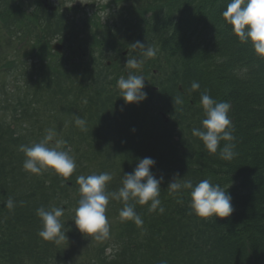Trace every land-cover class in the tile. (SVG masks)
I'll list each match as a JSON object with an SVG mask.
<instances>
[{"label":"trees","instance_id":"obj_1","mask_svg":"<svg viewBox=\"0 0 264 264\" xmlns=\"http://www.w3.org/2000/svg\"><path fill=\"white\" fill-rule=\"evenodd\" d=\"M229 2L109 0L104 5L110 8L103 28L109 24V30L133 34L142 43L158 48L153 67L168 79L159 100L166 99L162 109L169 125L157 116L151 130L134 128L127 135L129 140L124 137L129 145H122L125 151L120 156L127 170L143 155L156 161L153 174L164 177L159 197L164 213H150L147 204L135 205L142 228L131 220H118L115 245L119 249L107 257L103 247L96 248L93 264H264V60L254 54L251 44H242L232 33L222 16ZM38 3L31 0L34 9L28 12L23 0H0L1 26L18 40L16 50L21 49V57L4 64V71L10 68L15 84L22 77L30 79L24 87L31 84L30 96H18L12 104L14 122L47 112L50 106L46 98L51 96L52 100L58 89L63 90L60 94L68 112L86 98L89 105H96V99L87 93L90 84L83 85V75L78 84L74 82L75 75L84 69L73 56L86 48L89 42L84 44L81 34L93 26L96 38L88 35L87 41L94 39L89 47L100 46V17L47 12ZM53 38L64 42L71 55L53 53L49 48ZM26 59L31 62L27 64ZM194 81L200 85L197 90L191 89ZM178 85L182 92H178ZM99 89L94 87L92 92L100 98ZM76 92L73 101L70 97ZM203 92L231 105L228 115L237 153L231 161L219 156L225 141L212 154L192 134L194 128H202L201 121L206 118L200 103ZM177 98L182 102L175 103ZM103 108L104 103L99 110ZM92 119L97 123L102 114L95 113ZM107 136L96 131L101 140ZM121 138L124 142L122 132H116L112 147H120ZM22 144L23 137L0 120V264H67L65 247L74 231L70 217H60L67 238L56 245L38 236L42 222L36 210L41 206L71 210V204H59L69 187L23 172ZM176 174L194 185L209 179L228 188L233 212L224 218L197 217L189 207L188 190L175 197L168 194V183ZM71 179L75 184V177ZM9 197L15 204L12 210L5 206ZM83 254L88 255L85 247Z\"/></svg>","mask_w":264,"mask_h":264},{"label":"clouds","instance_id":"obj_2","mask_svg":"<svg viewBox=\"0 0 264 264\" xmlns=\"http://www.w3.org/2000/svg\"><path fill=\"white\" fill-rule=\"evenodd\" d=\"M225 21L231 26L232 33L242 44H251L254 54L264 60V0H230L222 12ZM134 46L143 49L145 58L156 56L157 49L145 43L137 41ZM129 69H138L141 66L140 58L127 59ZM145 77L129 71L127 78L121 77L117 81L120 97L125 103H140L147 98L143 91ZM200 88L198 82L191 84L192 90ZM178 98L175 103H181ZM200 103L204 110L205 119L201 121L202 128H194L192 134L198 137L205 148L212 154L217 153L221 141H225L220 148L219 156L225 161H231L237 155L234 143L233 126L229 118L230 103L217 101L207 92L201 93ZM75 124L82 130H86V121L77 116ZM56 133L48 129L44 138L32 145H20L19 151L24 153L23 169L35 175H42L45 171L52 170L55 174L68 181L76 169L75 159L69 154L70 148L62 150L66 141L55 140L54 146L49 143L54 140ZM156 161L151 157L138 158V163L131 173L123 175L121 187L117 191L107 192L106 185L112 180L108 172L77 177L80 198L78 207L72 219L76 228L86 237L90 236L98 242H102L110 236V225L105 215L110 199L120 201L123 207L119 211L121 222L133 221L137 227L142 228L143 220L135 211V205H148V211L164 213L159 199L163 175L157 178L150 170ZM174 175L168 183L167 190L170 196H177L188 190L190 196V209L194 215L200 218L229 217L233 212L232 197L228 188L212 183L209 179H203L197 184L191 180L178 179ZM131 201V203H130ZM5 206L12 210L15 207L11 197L5 202ZM63 207L45 208L39 207L36 215L42 222V228L38 236L45 241L60 245L67 238L63 231L64 225L60 217L63 216ZM68 239V238H67ZM167 264V261H161Z\"/></svg>","mask_w":264,"mask_h":264},{"label":"rangeland","instance_id":"obj_3","mask_svg":"<svg viewBox=\"0 0 264 264\" xmlns=\"http://www.w3.org/2000/svg\"><path fill=\"white\" fill-rule=\"evenodd\" d=\"M50 1L52 3H58V5H60L61 0H50ZM107 1L108 0H64L63 5L61 7L59 6V9L65 10L66 8H72L76 4H80L81 6H84L87 3H93V2L101 6ZM120 3L122 4V2ZM84 8L85 7H83V10L85 13H90L89 10L86 11V9ZM97 13L103 14L104 12L100 10ZM4 33L5 32H1L0 30V120L6 121L7 124L12 125L16 133H20L21 135L25 137V143L29 146H30V143L32 145L34 143L40 142L46 135V131L48 129H53L56 133L54 140L49 143L50 147L55 145V140L62 139L67 142V140L64 139L65 135L67 137H70L71 139L70 141L72 142L73 140L72 145L74 144V146L71 147L68 142L66 143L65 146H68L66 147V149L67 148L71 149V152L69 154L75 159L76 169L79 170L78 176H81V175L87 176L91 174H100L103 172H108L112 175V180L108 182V184L106 185V188H107L106 191L107 192L117 191L119 187H121L122 179L124 175L123 168L121 167L118 161H115L117 162V164H113V160L107 161L105 158L100 157V158L93 159V162H92V160H88L89 158L88 155L86 156L81 155L80 152L78 153L77 150H74L76 147L79 150L88 148V154L89 153L92 154V157L98 155L97 146L95 144L93 145V147L87 146V143L91 142L92 137H87L86 134H83L82 137L88 138V139L85 141V143H82V144L79 140H77L78 136H76V133H80L81 128L75 124L76 116L74 114H78L79 117L85 120L87 114L82 112V105L79 106V112L74 110L75 113L73 114V117L69 116L64 111H60V113H64V114H61L59 116V122L61 124L69 125L68 129L66 127L59 128L57 120H53L54 118L50 119L51 115H54L55 117H57L55 108L52 111L50 112L48 111L46 114L41 115L38 118V122L34 128L35 134L33 135L29 133L32 130V127H30V124H29L31 121L23 119L19 123L13 122L12 111H11L12 104L16 101V98L18 96H20L21 98H23V96L25 97L26 95L28 97L30 96L31 84L28 87H24V83H28V82L22 80L23 78H21L16 81L17 82L16 83L17 85H16L14 79L11 77V72L7 74V72L3 71L2 65L4 64V62L15 56L14 49H11L7 44L4 43V39H3ZM52 42H54V40ZM157 78L158 77L154 78L153 82H156ZM61 107H62V110H67L63 103L61 104ZM75 107L76 108L78 107V103H76ZM16 113L18 114V112ZM42 121H43V124L40 130H37V128L41 125ZM62 150H63V147H62ZM28 176L40 177L42 179H45V181L49 180L47 181V183L50 182V180L53 181L54 179V181H57V183L59 182V184H62L61 180L59 181V178H58L59 175L55 174L54 171L52 170L45 171L42 175H35V174L29 173ZM48 176H49V179L47 178ZM77 188H79V185L75 183L74 187L66 191L67 199L64 200V202L71 204L73 207L72 209L73 211L68 210L67 212L68 217H70L71 219L72 227L74 230L72 233V236L69 237L72 239H70L69 244L66 245L65 247V254L67 255V258H68L67 264H89V262L93 264L94 259H96L94 257L95 256V252L93 250L94 248L106 246V248L104 249L105 253L104 252L103 253L107 257H111L110 256L111 254L109 253H111L113 250L115 251L116 249H119L118 245L112 244V241L115 240L116 231H114L115 227L110 228L109 238L102 242H98L94 239H91L90 236L86 237L76 228L74 221H72V219L75 214V209L76 207H78L77 205L78 200H79L78 196L80 195L79 190ZM109 203L112 206H117V204L112 200H109ZM109 207L110 205L108 204L105 215L108 219L110 227H112L114 223L116 224V222H118L117 221L118 218L115 217V214L117 213V211L115 209L111 211ZM84 247L88 255L83 254ZM89 259H92V260L89 261Z\"/></svg>","mask_w":264,"mask_h":264},{"label":"water","instance_id":"obj_4","mask_svg":"<svg viewBox=\"0 0 264 264\" xmlns=\"http://www.w3.org/2000/svg\"><path fill=\"white\" fill-rule=\"evenodd\" d=\"M53 48H54L56 51H58V52L61 51V46H60L59 44H55V45L53 46Z\"/></svg>","mask_w":264,"mask_h":264}]
</instances>
